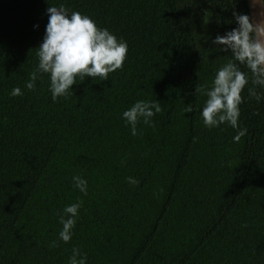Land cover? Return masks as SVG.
I'll use <instances>...</instances> for the list:
<instances>
[{"label":"trees","instance_id":"obj_1","mask_svg":"<svg viewBox=\"0 0 264 264\" xmlns=\"http://www.w3.org/2000/svg\"><path fill=\"white\" fill-rule=\"evenodd\" d=\"M61 3L128 51L107 80L78 78L53 102L47 74L25 84L45 9ZM233 10L250 16L247 0H0V264H69L74 246L86 264H264V98H249V80L238 142L199 115L230 58L201 34L230 30ZM137 100L161 110L133 136L121 113ZM77 200L64 243L58 216Z\"/></svg>","mask_w":264,"mask_h":264},{"label":"clouds","instance_id":"obj_2","mask_svg":"<svg viewBox=\"0 0 264 264\" xmlns=\"http://www.w3.org/2000/svg\"><path fill=\"white\" fill-rule=\"evenodd\" d=\"M264 9V0H252ZM47 23L44 35L38 45L37 64L29 74L25 88L33 89L35 81L42 75L48 76V91L51 99L67 98L72 93L76 80L99 78L107 80L108 74L122 67L128 51V45L122 38L118 39L107 28H100L88 15L71 11L64 6L49 5L45 9ZM232 23L235 25L223 34L214 36L201 34L206 42L210 40L218 50L230 54V58L216 70L211 86L205 91L206 99L199 115L206 128H216L227 124L235 130L233 142H238L247 129L239 127V105L242 102L241 92L251 81L248 88L249 98L260 102L262 95L257 88L264 89V18L256 19L245 13L232 12ZM264 17V11L261 12ZM39 25H33L38 28ZM241 66L248 72L241 70ZM20 87H13L9 95H22ZM158 101L137 100L121 113L125 125L130 128L131 135H137V124H152V117L160 112ZM190 104L185 112H192ZM130 185L139 181L134 177H126ZM74 187L87 195V180L73 175ZM82 201L65 205L58 216L62 226L58 232V240L67 243L73 235V228L78 217ZM56 247L57 242H51ZM69 264H86V254L75 246L69 257Z\"/></svg>","mask_w":264,"mask_h":264},{"label":"water","instance_id":"obj_3","mask_svg":"<svg viewBox=\"0 0 264 264\" xmlns=\"http://www.w3.org/2000/svg\"><path fill=\"white\" fill-rule=\"evenodd\" d=\"M247 2L251 17H254L256 19L264 18L261 17V12L264 11V9H261V7L258 4L253 5L252 0H247Z\"/></svg>","mask_w":264,"mask_h":264}]
</instances>
